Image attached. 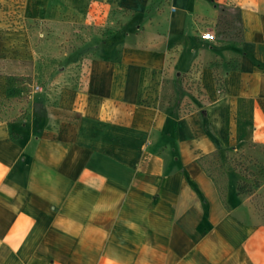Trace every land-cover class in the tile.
<instances>
[{"label":"crops","instance_id":"1","mask_svg":"<svg viewBox=\"0 0 264 264\" xmlns=\"http://www.w3.org/2000/svg\"><path fill=\"white\" fill-rule=\"evenodd\" d=\"M214 2L212 18L232 8L244 25L240 44L200 55L215 61L223 92L170 115L151 150L114 134L91 147L0 123V264H264V225L202 165L221 147L264 143V0ZM202 8L174 0L170 34L192 37ZM215 70H203L212 84ZM122 110L99 111L122 121Z\"/></svg>","mask_w":264,"mask_h":264},{"label":"rangeland","instance_id":"2","mask_svg":"<svg viewBox=\"0 0 264 264\" xmlns=\"http://www.w3.org/2000/svg\"><path fill=\"white\" fill-rule=\"evenodd\" d=\"M200 1L193 36L174 37V0H0V123L91 147L95 135L114 134L151 150L155 136L172 127L170 115L182 118L223 92L215 61L200 55L243 39L237 10L219 8L216 19L214 0ZM210 33L215 40L207 42ZM204 69L215 70L213 84ZM11 77L23 79L11 85ZM119 102L122 121L103 120L101 106ZM233 146L202 159L225 198L238 195L245 169L264 176V143ZM239 198L264 225L259 201Z\"/></svg>","mask_w":264,"mask_h":264},{"label":"trees","instance_id":"3","mask_svg":"<svg viewBox=\"0 0 264 264\" xmlns=\"http://www.w3.org/2000/svg\"><path fill=\"white\" fill-rule=\"evenodd\" d=\"M239 20H241V17L239 16ZM23 79V78H22ZM21 78L11 77L10 83L13 85L16 82H19L22 80ZM33 82V80H29ZM264 171V169H263ZM245 172H248V174L244 177L243 180H240L237 184L238 187V196L243 198H248L251 201L257 200L259 201L256 209L261 211V215L264 220V176L257 177V175L245 169Z\"/></svg>","mask_w":264,"mask_h":264},{"label":"built area","instance_id":"4","mask_svg":"<svg viewBox=\"0 0 264 264\" xmlns=\"http://www.w3.org/2000/svg\"><path fill=\"white\" fill-rule=\"evenodd\" d=\"M203 38H204L205 41H209V42L215 40V37H214V35H213L212 33H210V34H205V35L203 36Z\"/></svg>","mask_w":264,"mask_h":264}]
</instances>
